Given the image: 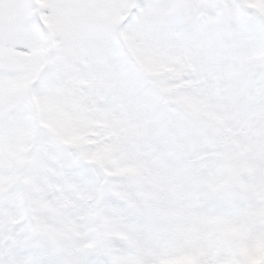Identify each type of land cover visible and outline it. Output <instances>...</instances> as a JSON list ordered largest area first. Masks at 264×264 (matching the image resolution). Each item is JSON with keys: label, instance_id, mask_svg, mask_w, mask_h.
I'll return each mask as SVG.
<instances>
[{"label": "snow or ice", "instance_id": "6c2138e0", "mask_svg": "<svg viewBox=\"0 0 264 264\" xmlns=\"http://www.w3.org/2000/svg\"><path fill=\"white\" fill-rule=\"evenodd\" d=\"M0 264H264V0H0Z\"/></svg>", "mask_w": 264, "mask_h": 264}]
</instances>
